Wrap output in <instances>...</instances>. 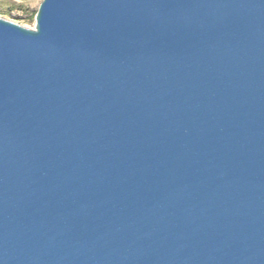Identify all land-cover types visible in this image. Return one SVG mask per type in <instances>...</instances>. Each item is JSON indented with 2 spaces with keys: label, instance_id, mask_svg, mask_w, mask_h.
<instances>
[{
  "label": "water",
  "instance_id": "1",
  "mask_svg": "<svg viewBox=\"0 0 264 264\" xmlns=\"http://www.w3.org/2000/svg\"><path fill=\"white\" fill-rule=\"evenodd\" d=\"M0 264H264V0L0 16Z\"/></svg>",
  "mask_w": 264,
  "mask_h": 264
},
{
  "label": "rangeland",
  "instance_id": "2",
  "mask_svg": "<svg viewBox=\"0 0 264 264\" xmlns=\"http://www.w3.org/2000/svg\"><path fill=\"white\" fill-rule=\"evenodd\" d=\"M43 0H0V16L28 27L35 25L37 10Z\"/></svg>",
  "mask_w": 264,
  "mask_h": 264
}]
</instances>
